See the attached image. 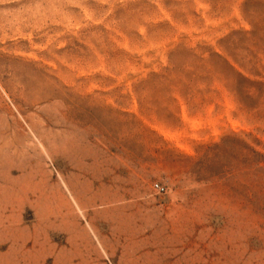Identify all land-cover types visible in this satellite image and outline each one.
I'll list each match as a JSON object with an SVG mask.
<instances>
[{
  "label": "rangeland",
  "instance_id": "rangeland-1",
  "mask_svg": "<svg viewBox=\"0 0 264 264\" xmlns=\"http://www.w3.org/2000/svg\"><path fill=\"white\" fill-rule=\"evenodd\" d=\"M0 264H264V0H0Z\"/></svg>",
  "mask_w": 264,
  "mask_h": 264
},
{
  "label": "built area",
  "instance_id": "built-area-1",
  "mask_svg": "<svg viewBox=\"0 0 264 264\" xmlns=\"http://www.w3.org/2000/svg\"><path fill=\"white\" fill-rule=\"evenodd\" d=\"M152 190L157 194V195H164L166 194V189L163 187L162 184L158 182H153L151 184Z\"/></svg>",
  "mask_w": 264,
  "mask_h": 264
}]
</instances>
